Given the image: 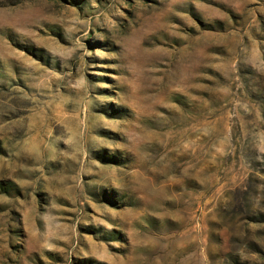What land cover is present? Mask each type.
Here are the masks:
<instances>
[{
  "label": "rangeland",
  "instance_id": "374dc122",
  "mask_svg": "<svg viewBox=\"0 0 264 264\" xmlns=\"http://www.w3.org/2000/svg\"><path fill=\"white\" fill-rule=\"evenodd\" d=\"M0 264H264V0H0Z\"/></svg>",
  "mask_w": 264,
  "mask_h": 264
}]
</instances>
